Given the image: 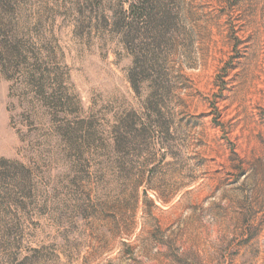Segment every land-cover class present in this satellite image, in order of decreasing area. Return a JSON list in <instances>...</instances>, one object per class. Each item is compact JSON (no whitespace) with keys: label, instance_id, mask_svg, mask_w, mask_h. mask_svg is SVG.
<instances>
[{"label":"rangeland","instance_id":"rangeland-1","mask_svg":"<svg viewBox=\"0 0 264 264\" xmlns=\"http://www.w3.org/2000/svg\"><path fill=\"white\" fill-rule=\"evenodd\" d=\"M121 1L139 0H31L24 10L57 99L29 87L33 67L0 76V164L19 183L30 176L34 187L20 193L36 196L12 208L20 228L14 243L0 236V264H264V0H166L167 30L158 37L154 17L137 48L113 32ZM154 38L156 62L142 51ZM156 90L168 97L169 155L141 142L133 150L135 179L156 171L137 201L122 194L100 144L79 159L57 129L93 122L111 142L119 119H148ZM151 186L175 197L162 203ZM64 200L94 208L66 214Z\"/></svg>","mask_w":264,"mask_h":264},{"label":"trees","instance_id":"trees-1","mask_svg":"<svg viewBox=\"0 0 264 264\" xmlns=\"http://www.w3.org/2000/svg\"><path fill=\"white\" fill-rule=\"evenodd\" d=\"M165 1L139 0L137 3H128L129 7L127 9H125L127 3L121 1L120 11L122 19L113 22V32L117 34H131L127 45L137 48L139 34H141L143 29H149V23L152 24L155 20L154 17H156L161 19L162 26L157 30L155 29V34L161 37L164 30H167V24L170 22L168 21V17L172 14L168 10L167 5L164 4ZM30 3L31 0H0V76L8 72L15 73L22 65L33 67L32 72L27 77L29 87L40 90L42 95L49 94L47 91L53 88V97L57 99L55 88L53 87L55 82H51L53 80L50 79V76L45 75L40 69L41 60L37 57L36 44L28 30L30 23L23 20L24 10ZM41 23V20L37 19L35 26H40ZM143 23L145 28H141V24ZM121 24L123 25L121 26ZM154 39V45L150 43L152 46L147 45L145 48H142V51H146L151 56V59L156 62L158 58L154 51L160 49L161 42L157 38ZM30 58L34 60L33 66L29 65ZM140 63L141 59L139 60L135 56L134 67L130 75V83L134 89L137 88L135 80L139 76L137 72ZM167 98L159 94L158 90L152 93L146 101V107L152 111L148 119H140L136 113H131L126 120L122 121L119 119L110 131L108 139L111 142L102 138V133L95 128L93 122H80L75 126L66 123L59 126L56 135L57 142L68 154L75 152L79 159L86 155V150L90 152L99 146L97 144H100L103 147L102 149L106 150L107 169L111 172L112 176L117 178V181H122V194L130 193L138 201L140 187L144 183L152 184L156 171H152V174L155 172L153 177L145 178L143 176L142 179H135L133 174L134 168L128 169L126 166L128 163L133 164V160H129V157L132 156L133 150H135L140 142L148 153H153L152 156H156L160 152L163 153V157L169 155L167 153L169 148L165 147L167 146L165 144H170L171 133L168 122L162 112V108L166 106ZM58 100V103H60L63 99ZM137 120L142 123L136 122ZM8 165V162L0 164V236H3L4 242L10 244L14 243L13 239L20 228L18 224H13L11 221L14 218L11 217L12 208L26 207L29 200L30 204H36V196L33 193V189L26 195L20 193L22 192L21 188L23 190L28 186L33 188V181L29 176L19 183L18 174L9 170ZM151 190L156 193L158 200L165 204L175 197V195L169 197L161 195L157 187L154 186H151ZM62 206L66 214H78L80 216H85L90 209L94 208L85 202L81 204L77 203V205L71 207L70 204H67L66 200L63 201ZM44 261L40 259L31 261L27 258L24 263L45 264Z\"/></svg>","mask_w":264,"mask_h":264}]
</instances>
